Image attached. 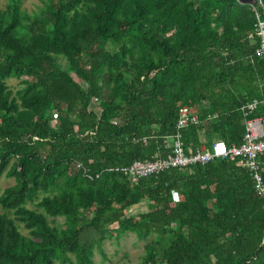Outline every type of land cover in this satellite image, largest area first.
<instances>
[{
  "label": "trees",
  "instance_id": "obj_1",
  "mask_svg": "<svg viewBox=\"0 0 264 264\" xmlns=\"http://www.w3.org/2000/svg\"><path fill=\"white\" fill-rule=\"evenodd\" d=\"M22 2L0 7V177L15 180L0 194V264H98L127 232L148 240L138 264H264V199L239 159L135 181L106 170L163 155L185 103L200 118L185 144L242 141L241 107L264 98L251 5Z\"/></svg>",
  "mask_w": 264,
  "mask_h": 264
},
{
  "label": "built area",
  "instance_id": "obj_2",
  "mask_svg": "<svg viewBox=\"0 0 264 264\" xmlns=\"http://www.w3.org/2000/svg\"><path fill=\"white\" fill-rule=\"evenodd\" d=\"M251 7L254 22L253 31L249 36L255 35L258 38L255 54L259 58H264V9L259 3L252 4ZM261 104H264V98H253L243 104L241 110L245 130L242 141L230 145L222 139H214L208 145L203 137L196 145L185 144L183 130L190 125L198 124L200 118L194 106L187 103L182 104L174 125V133L163 139L165 148L163 155L157 153L151 159L135 160L127 165L110 166L106 170L122 173L135 181L170 168L189 169L192 165L205 164L216 158L239 159L252 176L256 193L264 199V160L261 158L264 155V117L262 115L249 116ZM78 166L82 165L78 163ZM87 172V168H83L84 175L89 176Z\"/></svg>",
  "mask_w": 264,
  "mask_h": 264
},
{
  "label": "rangeland",
  "instance_id": "obj_3",
  "mask_svg": "<svg viewBox=\"0 0 264 264\" xmlns=\"http://www.w3.org/2000/svg\"><path fill=\"white\" fill-rule=\"evenodd\" d=\"M9 0H0V7L3 8ZM39 6H41V0H23L21 7L27 13H33L38 10ZM63 61V60H62ZM64 64V61H63ZM73 75V74H72ZM73 77L79 81V79L73 75ZM18 79L16 78H9L7 79V83L13 88L16 89L19 87ZM95 102V99H94ZM53 114V118H55V112H51ZM51 124H55V120L52 119ZM15 183L14 178L12 177H0V194L2 193L3 189L7 186H10ZM31 206V205H30ZM147 206L144 202L138 203L130 207L126 213L127 215H138V213L146 211ZM0 207V211H1ZM51 219V217H48ZM56 221L59 224H63L62 217H56ZM112 226H116L114 223ZM20 231L22 233H27L26 229L22 227L20 224ZM148 240H140L136 237V235L132 232H127L123 234L119 239L106 238L103 243V251L105 257L102 256L101 253L95 251L94 260L98 264H138L140 261L143 252H144V245Z\"/></svg>",
  "mask_w": 264,
  "mask_h": 264
},
{
  "label": "water",
  "instance_id": "obj_4",
  "mask_svg": "<svg viewBox=\"0 0 264 264\" xmlns=\"http://www.w3.org/2000/svg\"><path fill=\"white\" fill-rule=\"evenodd\" d=\"M237 1L243 4H249V5L259 3L261 7L264 9V0H237Z\"/></svg>",
  "mask_w": 264,
  "mask_h": 264
}]
</instances>
